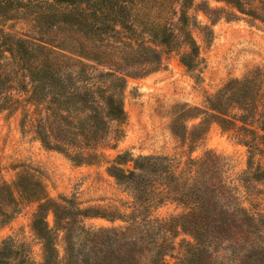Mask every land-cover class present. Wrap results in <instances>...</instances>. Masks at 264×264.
<instances>
[{"label": "trees", "instance_id": "16d2710c", "mask_svg": "<svg viewBox=\"0 0 264 264\" xmlns=\"http://www.w3.org/2000/svg\"><path fill=\"white\" fill-rule=\"evenodd\" d=\"M196 0H0V112L24 103L36 115V135L48 150L79 165L105 163L106 172L132 198L129 214L103 215L68 199H51L31 171L14 188L0 186V224L36 205L31 231L41 259L29 244L0 243V264H168L179 229L192 241L177 264H264V216L245 208L238 188L227 181L224 159L212 151L181 165L164 155L120 153L108 160L123 137V93L128 79L158 71L167 56L184 49L189 72L199 65L200 48L189 11ZM210 0L197 5L211 21L238 20L237 13L264 22V0ZM23 16L27 34H9L5 25ZM197 24V23H195ZM211 34L208 26L202 28ZM205 109L184 106L172 133L196 147L212 124L261 152L264 144V73L256 69L228 81L207 99ZM28 112V109L26 110ZM202 116H204L202 118ZM199 122L188 129L187 122ZM244 182L264 181L261 169ZM14 189L19 194L16 197ZM182 211L169 218L153 212L165 203ZM52 216L53 223L48 220ZM124 225L88 227L85 220Z\"/></svg>", "mask_w": 264, "mask_h": 264}, {"label": "rangeland", "instance_id": "374dc122", "mask_svg": "<svg viewBox=\"0 0 264 264\" xmlns=\"http://www.w3.org/2000/svg\"><path fill=\"white\" fill-rule=\"evenodd\" d=\"M201 1L196 0L189 11L191 32L200 48L197 70L192 73L183 66L180 59L184 49H181L167 56L158 71L128 79L123 93L124 134L117 148L110 149L115 144L110 141L105 153L108 160L120 153H130L134 158L164 155L183 165L189 157L199 158L212 151L224 159L225 177L237 186L242 205L252 213L264 216V181L250 184L243 181L249 171H264V144L260 145L261 152L254 154L235 138L234 132H224L217 124L210 126L204 140L196 147L184 144L172 133V128L178 131L174 121L184 106L205 109L207 99L228 81L241 79L256 69L264 73V22L253 21L239 13L238 20H228L223 14L224 18L213 22L198 9ZM209 4L212 8L232 11L224 3L210 0ZM22 18L16 16L8 21L5 31L27 34L28 27ZM205 26L210 28L211 34L204 33L202 28ZM16 107L15 112H0V186L7 183L14 188L19 176L31 171L55 201L73 200L80 208L96 209L103 215L112 211L124 215L130 213L132 198L108 176L105 163L79 165L63 154L46 149L36 135L34 108L26 107L24 103ZM198 122L199 119L188 121V129ZM15 195L19 198L17 191ZM21 208L8 222L0 224V243L10 237L17 243L25 242L31 246L33 258L40 261L41 245L31 231L36 205L23 203ZM181 211L177 205L168 202L155 209L153 215L169 218ZM48 220L53 223L52 216ZM85 224L95 228L124 225L102 218L87 219ZM182 240L192 241L179 229L176 250L166 259L168 264H177L184 256L186 247Z\"/></svg>", "mask_w": 264, "mask_h": 264}]
</instances>
